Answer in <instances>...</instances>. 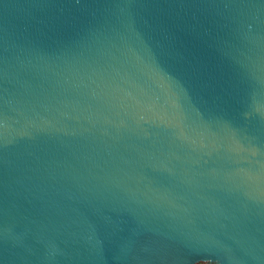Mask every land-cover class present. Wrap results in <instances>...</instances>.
Instances as JSON below:
<instances>
[{
  "label": "water",
  "instance_id": "obj_1",
  "mask_svg": "<svg viewBox=\"0 0 264 264\" xmlns=\"http://www.w3.org/2000/svg\"><path fill=\"white\" fill-rule=\"evenodd\" d=\"M0 264H264V0H0Z\"/></svg>",
  "mask_w": 264,
  "mask_h": 264
}]
</instances>
